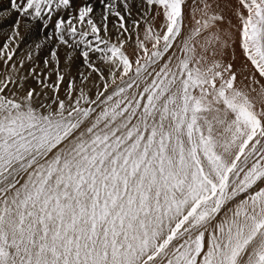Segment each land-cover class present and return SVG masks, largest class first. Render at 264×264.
<instances>
[{
  "label": "snow or ice",
  "instance_id": "1",
  "mask_svg": "<svg viewBox=\"0 0 264 264\" xmlns=\"http://www.w3.org/2000/svg\"><path fill=\"white\" fill-rule=\"evenodd\" d=\"M0 36V264H264V0H0Z\"/></svg>",
  "mask_w": 264,
  "mask_h": 264
},
{
  "label": "bare ground",
  "instance_id": "2",
  "mask_svg": "<svg viewBox=\"0 0 264 264\" xmlns=\"http://www.w3.org/2000/svg\"><path fill=\"white\" fill-rule=\"evenodd\" d=\"M5 30H7V29H5ZM35 38V37H34ZM3 40V37L2 36H0V41H2ZM39 62V61H38Z\"/></svg>",
  "mask_w": 264,
  "mask_h": 264
}]
</instances>
